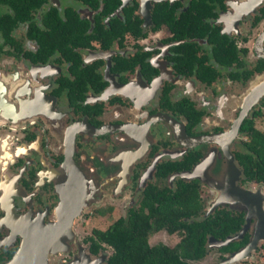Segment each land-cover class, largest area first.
Returning a JSON list of instances; mask_svg holds the SVG:
<instances>
[{"label":"flooded vegetation","instance_id":"flooded-vegetation-1","mask_svg":"<svg viewBox=\"0 0 264 264\" xmlns=\"http://www.w3.org/2000/svg\"><path fill=\"white\" fill-rule=\"evenodd\" d=\"M199 1L120 0L104 13V0H43L11 33L20 50L0 35V264H28L23 249L33 236L40 252H48L43 264H102L113 248L94 230L138 211L150 185L172 188L191 172L157 174L159 164L197 158L201 196L202 186L216 187L220 178L237 177L241 188L250 184L241 181L235 153L246 139L244 119L264 110L263 92L239 122L250 97L264 89V0L250 11L245 8L253 0L215 2L213 15L202 18L210 28L204 35L192 23L153 18L162 6L179 21L196 13L192 3ZM124 9L131 11L130 24ZM47 13L79 25L47 26ZM213 35L236 52L235 60H217ZM202 65L216 75L204 80ZM68 195L73 208L85 204L81 226L108 220L77 242L65 229L48 232ZM213 209L212 202L204 205L206 214ZM217 241L210 237L206 256L219 253ZM227 255L219 253L216 263Z\"/></svg>","mask_w":264,"mask_h":264},{"label":"trees","instance_id":"trees-1","mask_svg":"<svg viewBox=\"0 0 264 264\" xmlns=\"http://www.w3.org/2000/svg\"><path fill=\"white\" fill-rule=\"evenodd\" d=\"M223 1L193 2L192 6L199 8L196 13L183 14L182 19L176 22L172 13L165 7L158 6L153 18L157 23H192L195 27L199 26L202 29L200 35H204L210 28L204 29L208 25L202 21V18L213 15L210 6H213L215 2L222 6ZM42 2L43 0H0V7L4 8V11L0 13L1 37L11 40V44L20 50V45L13 40L11 33L18 28L21 22L31 20L32 12L37 10ZM84 2L90 5L98 4V0H84ZM119 4L120 0H104V5H107L104 13H110ZM124 13L128 16L127 23L130 24L131 11L124 9ZM52 16L53 14L50 13L43 16V22L47 26L59 24L61 29L66 30L79 25L76 19L70 18V20L63 21L59 17L52 18ZM111 28L124 30V27L116 26L114 23ZM127 28L129 27L125 26V29ZM180 28L182 29V25ZM212 37L211 41L215 43L214 51L217 48L215 51L217 60L224 64L235 60L236 52H228L230 50H226L225 45L223 47L222 37L217 36V39L215 35ZM109 40L108 38L106 44ZM44 43L49 45L47 38L41 40V45L45 48ZM223 51L229 54L221 57ZM201 73L204 80H210L216 75L210 66L204 65L201 66ZM263 115L264 110L258 108L244 119L241 126L246 139L241 149L236 151L235 159L242 171V183L264 186V132L255 125V120ZM196 160L197 158L186 156L181 163L168 162L164 166L159 164L157 174L166 175L168 172L172 173L181 168L192 171L196 166ZM200 181L199 178L181 177L176 180L172 188L158 189L150 185L143 191L138 211H130L126 220L121 218L107 230L95 229L94 234L97 240L113 248V253L102 264H190L203 259L208 254L210 237L223 241L238 233L245 223V210L238 209L241 207L240 204L225 203L219 204L214 207L213 211L206 214ZM124 221H127V224H123ZM162 230L168 234L177 233L180 237L179 242L174 247L165 244L150 245L149 236ZM249 238L250 231L248 230L242 238L220 246L217 248L220 256L223 257L224 254L241 249ZM97 240L95 251L99 247Z\"/></svg>","mask_w":264,"mask_h":264},{"label":"water","instance_id":"water-1","mask_svg":"<svg viewBox=\"0 0 264 264\" xmlns=\"http://www.w3.org/2000/svg\"><path fill=\"white\" fill-rule=\"evenodd\" d=\"M261 0H253L251 3L245 8V10H252ZM264 92V89L260 90L257 93H254L249 99L250 101L247 102L246 107H244L243 113L239 119V122L243 119V115L247 114V109L251 103H254L258 100L259 95ZM231 158V166L233 167L234 171L236 170V164H234L233 157L230 155ZM70 155H67L66 163L70 160ZM72 163H69L72 166ZM198 166V165H197ZM197 166L191 171L187 173L180 174L182 177L194 178L195 172L197 171ZM237 175L240 174V171L237 169ZM237 177L230 178L229 180L222 181V179H218L217 182L220 184H216V187L211 186L213 189L217 191V199L212 201V207H216L219 204L225 203H234L240 204L241 207L238 209L245 210V223L242 229L229 237H227L223 241H217L219 246L226 245L232 240L242 238L244 234L249 230L250 231V238L245 246L237 251H233L232 253L228 254L225 258L221 259L216 264H234L236 261H240L246 258H253L252 255L254 252L259 251L260 249L264 248V191L261 187L252 189L249 187H240L237 186L235 181ZM235 180V181H234ZM262 187H264L262 185ZM78 195L73 196L77 198ZM72 196L68 195L65 196L63 199V205L61 206V212L57 218V221L52 222V224L48 225V232H55L61 231L65 229L70 236H72V225L74 219L81 214V210L84 203H80L77 207H72L71 204L68 205ZM81 199V197H79ZM209 246H211L209 244ZM17 260H20V255ZM23 254H27L28 257V264H43L47 260L48 252H40L36 236L32 237V240L28 241V245L26 250L23 249Z\"/></svg>","mask_w":264,"mask_h":264},{"label":"rangeland","instance_id":"rangeland-1","mask_svg":"<svg viewBox=\"0 0 264 264\" xmlns=\"http://www.w3.org/2000/svg\"><path fill=\"white\" fill-rule=\"evenodd\" d=\"M0 10H1V7H0ZM256 33H257V31H255L251 34V39H253L255 37ZM259 78H261V77H259ZM255 83H256V80L255 81L253 80L251 82L248 90H250L251 87ZM255 125L259 130L264 132V115L255 120ZM247 185H246L247 187L252 188V189H256V188L261 187V189L264 191V187H262V185L257 186L254 183L253 184L250 183ZM216 195H217V193L214 190H212L211 187L208 188L205 185L202 186V196H203V199H204L206 205L209 206L210 202H212L214 200ZM62 198H63V195L61 194V199ZM88 211H89V208H86L83 212L86 213ZM78 217H80V216H78ZM81 217H80V221L76 222L75 225H72V228H71L72 233H73L72 235L74 236V238H75L74 240H76V242L78 241V239H82V237H85L88 234H90L92 227H97V228L100 226L102 227L105 225V223H103V222L108 221V220H102V219L98 220V218H92L89 220L88 223H86L84 225V223H85L84 222L81 226V223H82ZM77 234H79V235H77ZM148 240H149L150 245L165 244L169 247H174L176 245V243L179 242L180 237L177 233L168 234L166 231L162 230V231L151 234L149 236ZM260 250L259 251H260L261 257H264V248H262ZM212 252H214V253H212L213 255H211V253H210L203 260L193 261L190 264H215L216 263V257L219 255V253H217L215 251H212ZM260 254L258 253V251L256 252V255L260 256ZM234 264H247V262H246V260L243 259L240 261H236Z\"/></svg>","mask_w":264,"mask_h":264},{"label":"crops","instance_id":"crops-1","mask_svg":"<svg viewBox=\"0 0 264 264\" xmlns=\"http://www.w3.org/2000/svg\"><path fill=\"white\" fill-rule=\"evenodd\" d=\"M260 251H258L259 254H260ZM252 255L254 256L253 258L244 259L246 260L247 264H264V257H261V254L260 256H258L256 255V252H254Z\"/></svg>","mask_w":264,"mask_h":264}]
</instances>
